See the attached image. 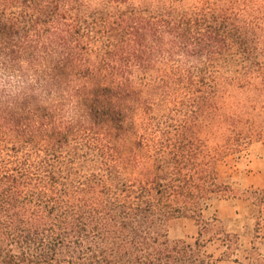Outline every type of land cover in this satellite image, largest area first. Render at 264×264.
<instances>
[{
  "label": "trees",
  "instance_id": "obj_1",
  "mask_svg": "<svg viewBox=\"0 0 264 264\" xmlns=\"http://www.w3.org/2000/svg\"><path fill=\"white\" fill-rule=\"evenodd\" d=\"M264 0H0V48L81 90L85 117L0 111V264H215L227 186L197 129L226 88L260 90ZM209 124V122H207ZM229 140V139H228ZM226 149H237L233 143ZM174 215L199 222L171 240Z\"/></svg>",
  "mask_w": 264,
  "mask_h": 264
},
{
  "label": "rangeland",
  "instance_id": "obj_2",
  "mask_svg": "<svg viewBox=\"0 0 264 264\" xmlns=\"http://www.w3.org/2000/svg\"><path fill=\"white\" fill-rule=\"evenodd\" d=\"M190 2L193 0H189ZM259 17H264L261 13ZM264 29V28H263ZM256 61L264 66V31L257 30ZM260 90L239 91L230 85L213 119L197 129L203 161L227 186L220 199L203 213L220 222L203 234L204 247L215 264H264V76L256 78ZM233 143L237 149L224 148ZM171 240L193 244L199 222L174 215L165 223Z\"/></svg>",
  "mask_w": 264,
  "mask_h": 264
},
{
  "label": "clouds",
  "instance_id": "obj_3",
  "mask_svg": "<svg viewBox=\"0 0 264 264\" xmlns=\"http://www.w3.org/2000/svg\"><path fill=\"white\" fill-rule=\"evenodd\" d=\"M66 57L57 46L48 58L47 68L38 70L36 61L15 55L0 48V111L21 112L28 102L27 111L46 108L63 124L71 125L85 117L81 92L71 80L57 79L52 71Z\"/></svg>",
  "mask_w": 264,
  "mask_h": 264
}]
</instances>
